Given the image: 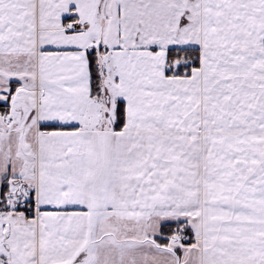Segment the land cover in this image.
<instances>
[{
	"label": "snow or ice",
	"instance_id": "obj_1",
	"mask_svg": "<svg viewBox=\"0 0 264 264\" xmlns=\"http://www.w3.org/2000/svg\"><path fill=\"white\" fill-rule=\"evenodd\" d=\"M0 264H264V0H0Z\"/></svg>",
	"mask_w": 264,
	"mask_h": 264
}]
</instances>
